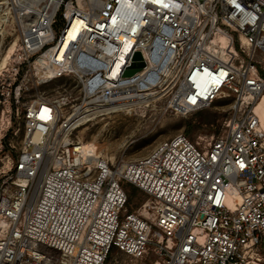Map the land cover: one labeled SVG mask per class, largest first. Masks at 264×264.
I'll return each mask as SVG.
<instances>
[{
	"label": "built area",
	"instance_id": "1",
	"mask_svg": "<svg viewBox=\"0 0 264 264\" xmlns=\"http://www.w3.org/2000/svg\"><path fill=\"white\" fill-rule=\"evenodd\" d=\"M0 15L17 35L0 90V264H264V0H0ZM136 51L146 65L124 76ZM28 76L40 90L17 146L6 137ZM221 96L220 133L130 161L75 135L162 102L192 116ZM123 182L147 197L134 210Z\"/></svg>",
	"mask_w": 264,
	"mask_h": 264
},
{
	"label": "rangeland",
	"instance_id": "2",
	"mask_svg": "<svg viewBox=\"0 0 264 264\" xmlns=\"http://www.w3.org/2000/svg\"><path fill=\"white\" fill-rule=\"evenodd\" d=\"M16 37L13 26L8 28L3 24L0 25V90L6 89L7 78L11 74L10 49ZM19 84L23 88H27L25 93L22 94L19 104H16L13 100L14 109L17 106L20 109V118L13 119V128L6 137V140L13 141L17 146L24 135L21 112L25 103L32 100L40 90V87L35 85L30 76L26 77L25 81H21V77H19L16 85ZM55 87L56 85L51 88ZM263 102L264 99L261 103ZM230 105L231 100L221 96L215 101L212 108L202 110L210 115L203 118L210 119L211 124H201L190 133L187 132V124L194 115L184 117L166 112L165 103L162 102L157 103L152 110L111 114L99 118L91 125L79 129L75 135L82 139L83 143L94 144L98 155L105 156L113 162L130 161L146 156L160 141L175 135L185 134L193 141H199L200 137L217 135L228 116ZM259 107L261 108H258V111L262 117L264 116V106ZM259 109H262L263 113ZM18 129L19 132L15 136L13 132ZM122 186L131 195L129 210L136 209L147 198L143 192L136 190L134 186L127 182H123Z\"/></svg>",
	"mask_w": 264,
	"mask_h": 264
},
{
	"label": "bare ground",
	"instance_id": "3",
	"mask_svg": "<svg viewBox=\"0 0 264 264\" xmlns=\"http://www.w3.org/2000/svg\"><path fill=\"white\" fill-rule=\"evenodd\" d=\"M2 19H3V17H1V15H0V22H3ZM81 28H82V23H81L79 20H74L73 23H72V25H71V26L69 27V29H68V37H67L68 40L74 38L75 35H76V33H77ZM125 50H127V47L125 48ZM10 51H11V50H10ZM10 51H9V53H10ZM10 54H11V53H10ZM263 99H264V98H263ZM263 99H262V100H263ZM260 103H261V102H260ZM260 103H259V105H258V107H257V112H258V113H259L258 108H261V107H259V106H264V102L261 103V105H260ZM259 110H261V112L263 113L262 109H259ZM262 113H261V114H262ZM259 115H260V114H259ZM260 117H261V116H260ZM261 119H262V121H263L264 116H262ZM83 145H84L85 149H87V151H89V153H91L92 155H95L96 157H98V153L95 151L96 148H95L94 144H89V143L84 142Z\"/></svg>",
	"mask_w": 264,
	"mask_h": 264
},
{
	"label": "trees",
	"instance_id": "4",
	"mask_svg": "<svg viewBox=\"0 0 264 264\" xmlns=\"http://www.w3.org/2000/svg\"><path fill=\"white\" fill-rule=\"evenodd\" d=\"M204 116H210V115L208 114V112H205V111H199L198 113H196L191 118L190 122H188V124H187V132L190 133L191 131L195 130L201 124H211L210 119L209 120L204 119L203 118ZM135 189L138 190L136 187H135ZM128 197H129V200H128V206H129L130 201H131V195L128 194Z\"/></svg>",
	"mask_w": 264,
	"mask_h": 264
},
{
	"label": "water",
	"instance_id": "5",
	"mask_svg": "<svg viewBox=\"0 0 264 264\" xmlns=\"http://www.w3.org/2000/svg\"><path fill=\"white\" fill-rule=\"evenodd\" d=\"M145 61L140 51H136L132 57V63L126 68L124 76H132L135 73L141 71L145 67Z\"/></svg>",
	"mask_w": 264,
	"mask_h": 264
}]
</instances>
